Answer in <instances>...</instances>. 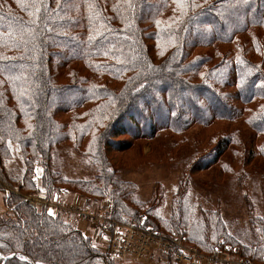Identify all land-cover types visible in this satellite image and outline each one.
<instances>
[{
  "label": "trees",
  "instance_id": "16d2710c",
  "mask_svg": "<svg viewBox=\"0 0 264 264\" xmlns=\"http://www.w3.org/2000/svg\"><path fill=\"white\" fill-rule=\"evenodd\" d=\"M136 140L159 142L155 161L183 162L166 213L159 184L139 200L117 178L109 153ZM65 149L91 179L56 166ZM38 167L47 193L75 185L109 199L112 218L264 262V0H0V264H120L24 202ZM204 170L234 181L248 225L201 206L190 184Z\"/></svg>",
  "mask_w": 264,
  "mask_h": 264
},
{
  "label": "rangeland",
  "instance_id": "374dc122",
  "mask_svg": "<svg viewBox=\"0 0 264 264\" xmlns=\"http://www.w3.org/2000/svg\"><path fill=\"white\" fill-rule=\"evenodd\" d=\"M196 136L198 135L194 133L191 137ZM158 145L159 142L154 140H136L129 149H126L123 152H111L109 154H111L110 159L114 165L113 167L117 171V178L125 182H132L133 195L137 199L147 200L157 184L161 186V188L158 189L160 196H158L156 203L161 206L162 212L166 213L169 210L171 193L176 188L177 178L182 174L180 170L183 166V162H179L178 160H173L172 162H164L160 160L155 161L156 154H158ZM183 159L184 157H181V161H183ZM54 161L56 166H59L60 170L67 178L89 180L93 177L95 172L93 166H91L88 160L78 157L68 149L56 152ZM250 162L249 166H258L261 163L256 160H251ZM251 168L256 171L254 167ZM216 176V172L212 170H204L194 174L192 183L190 184L192 191L195 194L196 192L198 193V196L200 197L198 201L201 202L202 207L218 208L224 219L229 223L231 229L233 228L236 230L237 228H243L248 225V215L242 191H238L237 188L234 187V181H223ZM40 177L41 169L38 167L31 175L35 190L23 194L32 201H35V199L36 202L42 201L37 202L36 206H44L47 212L49 209H52L54 214H62L61 217L65 220L68 219L67 222H69V224L71 223L75 229L81 232L82 236H87L86 238L94 242L96 247L101 249L102 252H106L108 233L92 222L93 216L82 217L71 210L65 209V206L68 204L76 202V205H74L76 207L88 211H95L101 205L102 198L98 199L91 197L75 185H70V190L68 191L66 189H60L55 195L53 194V190H50L49 193H47L42 185V179ZM257 186L258 185H250L249 195L251 198L256 197L257 195L259 196V190L256 188ZM49 196H52V198ZM45 199L54 202H48ZM53 207H55V209ZM109 211H111V204L108 212ZM113 220L122 223V227H124V225L143 227L141 226L142 222L135 224L134 222H130V220L122 221L115 218H113ZM175 234L181 236L184 240H187L185 236L176 232ZM138 236L141 241H144L145 237L141 234ZM144 247L145 244H140L139 246L136 244L133 251L127 252V254L133 256L127 255L125 258L120 259L112 258L108 256L107 252L106 253L111 259L122 261L118 262L120 264H164V261L160 256L161 254L166 253L160 250H152L147 257L142 256L144 253Z\"/></svg>",
  "mask_w": 264,
  "mask_h": 264
},
{
  "label": "built area",
  "instance_id": "2783aa9c",
  "mask_svg": "<svg viewBox=\"0 0 264 264\" xmlns=\"http://www.w3.org/2000/svg\"><path fill=\"white\" fill-rule=\"evenodd\" d=\"M23 196L24 202L30 206L42 202H36V199L32 201L24 194ZM110 204L109 199H102L101 205L95 211H88L74 206L76 202H73L65 206V209L71 210L82 217L93 216L92 222L108 233L106 252L112 258L120 259L125 258L127 255L133 256L127 254V252L133 251L136 244L138 246L145 244L142 256L147 257L152 250H160L171 257L173 264H264V262L256 263L241 256L239 247L230 248L226 246L225 249H216L213 252L206 253L177 234H166L151 228L137 227L136 225H124L122 227V223L114 221L110 217V211L108 212ZM53 208L55 209V207ZM139 234L145 237L144 241L139 239Z\"/></svg>",
  "mask_w": 264,
  "mask_h": 264
},
{
  "label": "crops",
  "instance_id": "0c3cea01",
  "mask_svg": "<svg viewBox=\"0 0 264 264\" xmlns=\"http://www.w3.org/2000/svg\"><path fill=\"white\" fill-rule=\"evenodd\" d=\"M7 210L6 204L4 202V194L0 191V214H3Z\"/></svg>",
  "mask_w": 264,
  "mask_h": 264
},
{
  "label": "snow or ice",
  "instance_id": "6c2138e0",
  "mask_svg": "<svg viewBox=\"0 0 264 264\" xmlns=\"http://www.w3.org/2000/svg\"><path fill=\"white\" fill-rule=\"evenodd\" d=\"M177 3H180V0H177ZM193 6H195V5H193ZM48 212H49V215H50V216H51V215H54L52 209H49ZM93 247H95V245H93ZM23 258H24V257H21V259H23Z\"/></svg>",
  "mask_w": 264,
  "mask_h": 264
}]
</instances>
